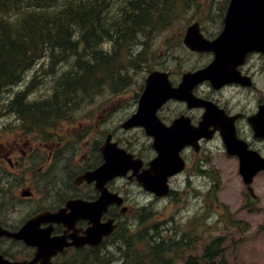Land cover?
Instances as JSON below:
<instances>
[{
  "label": "rangeland",
  "instance_id": "374dc122",
  "mask_svg": "<svg viewBox=\"0 0 264 264\" xmlns=\"http://www.w3.org/2000/svg\"><path fill=\"white\" fill-rule=\"evenodd\" d=\"M226 1L198 0L195 4L185 7L183 12L175 13L166 30L161 28L152 30L148 44L145 46L147 50L145 60L137 62L138 66L134 68L132 74L134 85L122 97L106 94L97 98L94 102L85 105L77 116L73 113L71 118L58 122L53 126L55 129H50V132L71 139L79 137L83 132L96 130L94 136L96 139L99 127L104 126L114 132L116 130L122 141L132 143L133 148L141 152L142 158L151 155L149 141L144 133L140 130L124 132L120 129V124L134 111L137 100L135 97L141 93V87L151 70L173 68L174 73L177 74L179 70L186 71L209 61L208 56L199 57L181 49L180 39L185 27L195 19H200L209 32H214ZM139 46L135 45V52L145 50L144 46ZM46 63L48 69H51V60L45 59ZM256 64L257 104L259 99H264V57H256ZM44 66L35 67L29 75L28 85L34 81V88L32 87L29 92L31 100L49 98L53 81L60 77L61 70L66 69L62 65L54 74L43 68ZM179 75L173 78H178ZM6 95L0 92V142L11 138L17 129L25 130L14 116L9 115ZM177 107L173 105L164 112V116L175 114ZM247 136L252 140L249 132ZM84 144H87V139L84 140ZM204 147L208 154L205 158H197L193 165H196L198 173L200 161H203V166L209 170L208 175L187 179L185 174L175 179L173 189L177 194L171 199L157 200L137 185L127 182L117 183L116 189H122L129 205L133 207L123 220L124 225L125 223L135 225L137 222L133 233H145L151 240L152 236L157 235L156 233L166 239H184L189 243L190 249L185 252L182 260H178V264H184L189 256L202 258L205 246L219 238L223 239V246L222 254L216 262L224 259V264H264V175L254 182L256 200H252L237 174L236 164L225 159L221 140L216 139L205 144ZM256 148H261L264 153V143L256 142ZM210 193L214 194L215 198L211 199ZM139 211H144L146 215L142 224L138 223ZM118 245L120 242L117 240L116 254ZM113 262L119 261L115 259Z\"/></svg>",
  "mask_w": 264,
  "mask_h": 264
},
{
  "label": "trees",
  "instance_id": "16d2710c",
  "mask_svg": "<svg viewBox=\"0 0 264 264\" xmlns=\"http://www.w3.org/2000/svg\"><path fill=\"white\" fill-rule=\"evenodd\" d=\"M169 1L0 0L1 93L22 83L24 75L45 55L54 59L53 64L61 61V65L66 63L68 67L53 81L48 99L29 101L28 85L26 91L11 101V110L30 126L35 123L46 127L71 117L76 108L97 96L128 89L134 82V67L145 60V46L152 30L167 29L169 19L183 12L185 0ZM194 1L188 0L185 5ZM139 44L144 45L145 51L135 53L134 47ZM105 45L110 49L105 50ZM143 212L139 213L140 224L146 218ZM156 234L149 240L145 233L131 234L127 230L120 233L119 228L118 256H122L123 264H175V257L182 256L189 243ZM211 250V247L207 250L208 257L212 256ZM70 264L97 263L75 257Z\"/></svg>",
  "mask_w": 264,
  "mask_h": 264
},
{
  "label": "flooded vegetation",
  "instance_id": "af4514ba",
  "mask_svg": "<svg viewBox=\"0 0 264 264\" xmlns=\"http://www.w3.org/2000/svg\"><path fill=\"white\" fill-rule=\"evenodd\" d=\"M222 29L223 25L219 26L218 30L212 35H208V37L215 38L220 34ZM252 57L255 58L256 54L249 55L246 64L238 69L242 77L246 75L252 78L253 84L251 88H243L240 85L233 84L217 91L206 84L196 90L198 97L213 102L226 115L241 117L236 122L239 135L246 133V127L242 121L247 120L250 115L256 117V65L254 60L250 59ZM225 92H230L232 95L226 97L224 96ZM243 92L252 93V104L249 103L248 106H242L240 102H235ZM173 105L178 106L175 114L165 117L164 112H167ZM203 113L204 110L202 109L188 110L184 103L170 102L161 110L160 115L167 125H171L174 120L184 116L189 119L192 126H197ZM109 133H112V131ZM103 141L101 139L97 142L96 148L92 150L93 153H101ZM254 149H256V143ZM204 153V148L198 153L194 152L192 148H187L183 151L182 156L186 162V168L182 174L172 179H177L183 174H186L187 179H190L192 176L194 177L196 165L193 164L196 157H200ZM0 155L4 159L1 161L2 166L0 170L3 178L0 179L2 184L0 186V227L10 231L20 230L29 219L39 214L58 211L65 206L70 195L65 191L64 187H61L60 190L54 188L52 184L53 179H76L77 176L102 164L100 157H97L96 161L92 160L90 162V152L85 154V159L79 161L78 165L69 164L67 161H64V148L57 140L53 139L51 134L46 132H38L30 144L29 142L23 144L21 141L14 144H0ZM154 157L155 154L153 152L147 158H143L145 168H148L149 162ZM109 186L111 190L115 189L113 184ZM76 188L79 190V197L74 195L71 197L83 198L87 201H94L98 198L94 185L83 184ZM120 210L117 206H112L103 220L108 218L116 219ZM49 225V223L41 224L40 229L45 230ZM88 227L89 223L85 220H81L77 224L81 236L85 234V230ZM64 233L65 227L63 225H55L52 236H59ZM102 246H86L81 249L70 248L59 255L55 261L65 258L67 254L76 251L95 254ZM36 251V248L27 247L22 242L0 238V255L10 261L31 260L36 255ZM97 259V257H94V260Z\"/></svg>",
  "mask_w": 264,
  "mask_h": 264
},
{
  "label": "water",
  "instance_id": "95a60500",
  "mask_svg": "<svg viewBox=\"0 0 264 264\" xmlns=\"http://www.w3.org/2000/svg\"><path fill=\"white\" fill-rule=\"evenodd\" d=\"M229 22L230 24H227L224 37L212 44L202 38L197 26H192L187 31L185 44L193 50H215L218 52L222 49L223 44L225 45L227 42L232 41L233 47L228 52L230 55L245 56L246 52L250 50L264 52V0H233L230 6ZM221 63L222 61L219 60L218 64ZM213 71L214 69H206L194 75L188 74L179 89L172 87L166 74L153 71L147 78L146 89L140 101L139 112L124 124L125 128L144 126L146 127L147 133L156 139L154 147L161 155L151 165L153 172L158 170L160 173L156 176H143L138 180L147 190L154 192L159 197H164L169 193L167 176L179 170L174 165L172 156L175 154L178 155L177 152L184 146L195 144L201 135L197 134L195 136L193 133L190 135L188 133L176 134L167 132L169 130H165L160 124L156 117V112L168 99L173 97L186 100L189 103L194 102V97L191 94L194 85L201 80L209 78ZM223 78L224 73L221 71L217 81H221ZM164 144L165 148L163 153L161 147L163 148ZM103 152L106 161L105 165L97 172L91 174L93 179H83L89 182H97L98 189L103 192L100 200L91 205L82 201H70L67 205V208L71 209L70 214H66L67 210H63L58 214L49 215V219L51 218L56 221L63 219L65 222L68 220L74 223L83 217L89 209H92L97 213L98 217H101L112 203H123V199L118 195L109 194L105 189V185L112 176L125 174L124 172L130 168H134V165L141 166V162L136 164L125 152L119 150L117 146L115 148L114 145L110 146V144H107ZM175 164H178V162L176 161ZM262 168H264V161L256 160L255 166L252 161L246 160L243 155L241 172L246 178L244 180L247 185L253 182L255 174ZM102 177L104 179H101ZM114 228L113 221L110 224L100 225L97 222L93 235L100 236V239H102L103 236L109 235ZM75 244L81 245L84 242L76 240ZM65 245V239L47 242L40 251V257L47 261L51 256V252L52 254H56ZM42 254L47 255L48 258L43 257Z\"/></svg>",
  "mask_w": 264,
  "mask_h": 264
},
{
  "label": "bare ground",
  "instance_id": "6f19581e",
  "mask_svg": "<svg viewBox=\"0 0 264 264\" xmlns=\"http://www.w3.org/2000/svg\"><path fill=\"white\" fill-rule=\"evenodd\" d=\"M149 1V0H148ZM156 1V0H155ZM169 2H171V0L169 1ZM168 2V3H169ZM45 3V2H44ZM49 3V2H48ZM83 3V2H82ZM87 3V2H86ZM114 3V2H113ZM167 3V2H166ZM41 4V3H40ZM118 4V3H117ZM116 4V5H117ZM143 4V3H142ZM164 4V3H163ZM66 5H67V3H66ZM154 5V4H153ZM152 5V6H153ZM13 6V5H12ZM48 6V5H47ZM23 8V7H22ZM28 8V7H27ZM154 8V7H153ZM93 9V8H92ZM157 9V8H156ZM32 10V9H31ZM46 10V9H45ZM27 12V11H26ZM41 14V13H40ZM58 14V13H57ZM145 14H147V13H145ZM150 14H152L151 12H150ZM155 14V13H154ZM79 16V15H78ZM148 16V15H147ZM71 17V16H70ZM121 17V16H120ZM41 18V17H40ZM150 19V18H149ZM64 20V19H63ZM69 20V19H68ZM50 21V20H49ZM67 21V20H66ZM148 21V20H147ZM42 22V21H41ZM150 22V21H149ZM39 23V22H38ZM72 23V22H71ZM48 24V23H47ZM41 25V24H40ZM39 25V26H40ZM77 25V24H76ZM37 26V25H36ZM38 26V27H39ZM88 27V26H87ZM109 27V26H108ZM54 28V27H53ZM84 29H86V28H84ZM70 30V29H69ZM81 31V30H80ZM111 31V30H110ZM51 32V31H50ZM116 32V31H115ZM138 33V32H137ZM30 34V33H29ZM37 35H38V33H36ZM43 34V33H42ZM136 34V33H135ZM34 35V34H33ZM74 35V34H73ZM66 37V36H65ZM92 38V37H91ZM111 39V38H110ZM84 40V39H83ZM22 42V41H21ZM84 42V41H83ZM31 43V42H30ZM29 44V43H28ZM76 45V44H75ZM27 46V45H26ZM25 46V47H26ZM29 48H31V47H29ZM73 54V53H72ZM30 55V54H29ZM37 57V56H36ZM63 59V58H62ZM96 61V60H95ZM59 62V61H58ZM55 63H57V62H55ZM76 63V62H75ZM24 64V63H23ZM78 64V63H77ZM31 66H32V64H31ZM87 66V65H86ZM83 68V67H82ZM87 69H88V67H87ZM93 70V69H92ZM44 73V72H43ZM94 73V72H93ZM55 74V73H54ZM7 78V77H6ZM71 79V78H70ZM11 80V79H10ZM6 81V80H5ZM21 81H23L22 83H20L19 84V82L17 83V84H19V85H15V87L14 88H10V90L8 91V92H6L5 91V93H2L3 95H6V97L8 96V94H11L13 91H15V90H18V91H26V89H27V86H28V82L26 81V79H24V80H22L21 79ZM30 85V84H29ZM41 85V84H40ZM10 86V85H9ZM37 87V86H36ZM6 88H8V87H6ZM34 88V87H33ZM9 89V88H8ZM30 91H28V93H29ZM41 102V101H40ZM47 102V101H46ZM45 104V103H44ZM5 106V105H4ZM42 106V105H41ZM6 107V106H5ZM34 107V106H33ZM16 110V109H15ZM36 110V109H35ZM21 113V112H20ZM26 113V112H25ZM19 114V113H18ZM24 114V113H23ZM26 115V114H25ZM36 116V115H35ZM34 116V117H35ZM12 122V121H11ZM45 124H46V122H45Z\"/></svg>",
  "mask_w": 264,
  "mask_h": 264
}]
</instances>
